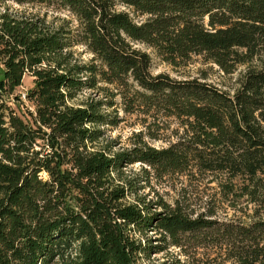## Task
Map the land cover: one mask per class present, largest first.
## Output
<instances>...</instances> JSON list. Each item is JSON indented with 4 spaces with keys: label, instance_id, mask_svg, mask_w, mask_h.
<instances>
[{
    "label": "trees",
    "instance_id": "16d2710c",
    "mask_svg": "<svg viewBox=\"0 0 264 264\" xmlns=\"http://www.w3.org/2000/svg\"><path fill=\"white\" fill-rule=\"evenodd\" d=\"M134 42L174 67L199 55L228 73L247 68L232 92L154 73ZM77 45L92 57L77 58ZM26 73L34 108L22 110ZM100 82L128 109L176 117L181 134L162 147L142 133L122 150L100 144L119 119L104 111L113 101L78 100ZM135 162L141 171H126ZM177 172L212 174L223 194L255 204L250 219L140 193L142 180ZM170 246L188 264H264V0H0V264H140Z\"/></svg>",
    "mask_w": 264,
    "mask_h": 264
},
{
    "label": "rangeland",
    "instance_id": "374dc122",
    "mask_svg": "<svg viewBox=\"0 0 264 264\" xmlns=\"http://www.w3.org/2000/svg\"><path fill=\"white\" fill-rule=\"evenodd\" d=\"M8 3L19 10H45L44 7L41 9L40 5H21L12 1H8ZM118 6L130 10L129 7L122 4ZM55 14L65 15L66 13L50 10L49 19H52ZM136 17L139 20L141 18L139 16ZM134 44L151 52L153 56L152 70L154 73L166 71L177 77L203 76L208 81L232 92L238 86L239 78L247 68V64H241L235 71L228 73L218 64L205 61L199 55L193 56L192 60L185 66L174 67L163 61L146 44L141 42H134ZM74 49L76 57L79 59L88 60L92 57V53L84 45H77ZM100 85L103 88H86L78 98V100H82L86 97L94 96L106 99V101H113L112 106L105 104L104 111L110 113L111 117L118 116L119 119L116 123L103 125L104 134L99 141L100 144H105L109 141L114 150H122L132 146L134 139L138 137L136 134L142 133V137L148 143L162 147L175 141L181 134L182 126L176 117L167 116L155 110L147 111L137 105L135 109H128L126 108L125 97L114 83L100 82ZM31 86H33V77L30 73H26L23 84L16 91L18 95L17 102L20 103V109L22 110L26 107L34 108L32 102L26 96V92ZM142 165V162H135L127 165L125 169L134 174L141 171ZM140 183H142L141 185H146L142 186L139 191L142 194H146L148 199L155 201L163 197L171 203L178 199L187 209L195 212L215 210L216 217H233L248 220L255 208V204L248 202L245 196L234 197L233 194L228 196L223 194L218 180L214 179L212 174L177 172L163 177L152 176L148 182L142 180ZM158 235L157 232H150L154 243L162 242ZM142 237L144 238L145 236L142 235ZM199 256L198 254L197 257ZM178 258L181 260V264H188L189 260H193L191 256L182 254L179 247L170 246L165 251L152 253L150 257L140 256L139 263L160 264L166 261L167 264H176Z\"/></svg>",
    "mask_w": 264,
    "mask_h": 264
}]
</instances>
